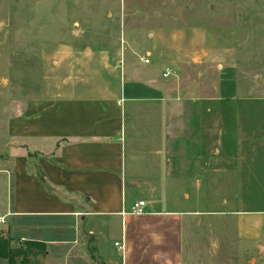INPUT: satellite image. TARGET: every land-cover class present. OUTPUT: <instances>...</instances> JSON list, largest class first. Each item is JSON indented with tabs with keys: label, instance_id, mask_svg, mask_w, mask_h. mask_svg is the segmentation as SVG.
Here are the masks:
<instances>
[{
	"label": "rangeland",
	"instance_id": "374dc122",
	"mask_svg": "<svg viewBox=\"0 0 264 264\" xmlns=\"http://www.w3.org/2000/svg\"><path fill=\"white\" fill-rule=\"evenodd\" d=\"M68 77L83 93L125 77V92L165 96L167 137L177 126L208 148L196 197L166 168L163 208L185 212L181 264H264L251 210L264 204V0H0V152L14 149L8 118ZM107 232L91 256L81 240L48 243L46 263H30L107 264L118 228Z\"/></svg>",
	"mask_w": 264,
	"mask_h": 264
},
{
	"label": "crops",
	"instance_id": "0c3cea01",
	"mask_svg": "<svg viewBox=\"0 0 264 264\" xmlns=\"http://www.w3.org/2000/svg\"><path fill=\"white\" fill-rule=\"evenodd\" d=\"M71 79L61 91L26 99L24 109L7 120L4 148L14 149L0 152V232L12 245L44 243L46 263L48 243L81 240L91 256L114 226L113 246L118 241L123 249L114 246L116 259L107 251V264H181L184 211L163 208L166 168L172 167L173 180L194 181L196 197L202 188L198 165L209 166L208 148L182 137L177 126L167 137L165 96L125 92V77L100 80L83 93L81 82ZM184 191L182 198L191 201ZM141 193L148 199L136 198ZM139 200L143 213H129ZM253 212L258 239L264 210Z\"/></svg>",
	"mask_w": 264,
	"mask_h": 264
},
{
	"label": "trees",
	"instance_id": "16d2710c",
	"mask_svg": "<svg viewBox=\"0 0 264 264\" xmlns=\"http://www.w3.org/2000/svg\"><path fill=\"white\" fill-rule=\"evenodd\" d=\"M257 201V199H251ZM264 205V204H263ZM259 205L251 209L252 211L264 210V206ZM13 239L0 232V257L7 260L8 264H29L32 256L44 254L45 244L36 241H21L12 245Z\"/></svg>",
	"mask_w": 264,
	"mask_h": 264
},
{
	"label": "built area",
	"instance_id": "2783aa9c",
	"mask_svg": "<svg viewBox=\"0 0 264 264\" xmlns=\"http://www.w3.org/2000/svg\"><path fill=\"white\" fill-rule=\"evenodd\" d=\"M144 63H148L149 60L147 58H144V57H141L140 58ZM169 74L168 70H165L163 72V76H167ZM145 202L143 200H139L137 201L136 203H134L130 210H129V213L131 214H135V215H139V214H142L143 213V206H144ZM5 220H4V217L3 216H0V223H4ZM114 246H116L118 248V250H122L123 249V246L118 242V241H115L114 242Z\"/></svg>",
	"mask_w": 264,
	"mask_h": 264
}]
</instances>
